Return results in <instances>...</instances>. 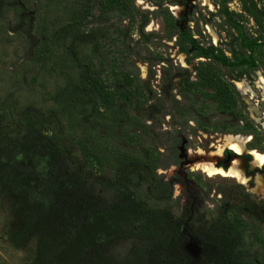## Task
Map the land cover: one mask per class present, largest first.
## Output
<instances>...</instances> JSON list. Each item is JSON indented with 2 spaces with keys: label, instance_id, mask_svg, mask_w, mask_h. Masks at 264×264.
I'll list each match as a JSON object with an SVG mask.
<instances>
[{
  "label": "rangeland",
  "instance_id": "374dc122",
  "mask_svg": "<svg viewBox=\"0 0 264 264\" xmlns=\"http://www.w3.org/2000/svg\"><path fill=\"white\" fill-rule=\"evenodd\" d=\"M77 1L0 0V131L8 139L22 138L26 122L39 115L43 121L41 128L49 137L55 136L53 141L78 178V183L67 180L59 172H48L43 164L32 169L36 183L34 199L43 204L46 214L33 227L30 237L19 243L15 239L21 219L14 211L15 200L0 191V264H29L36 260L38 243L43 236L59 231L62 238H66L73 228L74 218H79L87 203L95 200L112 206L120 202L121 182L115 186L113 170L107 168L99 172L83 159L77 142L81 129L70 122H61L55 115L48 117L52 95L65 79L56 72L46 73V69L34 61L35 51L45 34L50 35L52 30L70 20ZM214 2L135 0L142 15L135 16V27L131 33L128 29L126 45L121 46L127 68L139 72L145 82L147 98L141 109L133 112L138 124L129 127L136 128L142 140L124 143L131 151L157 148L160 166L157 175L152 176L155 189L146 186L143 196L150 207L178 223L180 235L172 237L165 246L158 243L161 235L153 238L152 243H148L151 238L147 237L112 239L102 252L92 249L83 260L69 264H264V250L255 238L257 233L264 238V197L253 190L257 176H264V165L255 166L253 157L247 158V153L240 156L250 178L249 185L232 177L208 176L194 166L208 159L197 151L202 148L210 152L214 140L225 134L250 136L248 148L264 154V84L260 83L264 72L258 70L252 77L242 79L252 88L254 96L240 92L241 114L224 112L208 99L199 98V106L187 108L180 117L174 103V99L181 100L182 104L186 102L179 93L180 86L187 79H196L195 66L205 58L187 62L188 54L181 51L175 36L169 37V29L159 11L167 8L178 19V26L195 30V37L203 45L212 43L226 47L227 32L219 26L220 17L212 15L217 12ZM231 8L239 10L240 4L235 1ZM144 19L147 24L145 34L141 35L139 27ZM89 20V27L96 30L95 35L85 37L90 43L97 41L96 37H103L107 29L110 37H115L131 23L129 19L121 20L117 14H111L108 19ZM110 42L114 43V50H119L112 39ZM182 68H187L188 73ZM195 118L204 122L208 130L200 128ZM246 122L258 127L257 137L245 132L233 133ZM222 126L230 133L219 128ZM176 139L181 140L177 148L172 144ZM175 152H178L176 160ZM238 216L247 222L248 230L243 239L238 236L234 241L228 240L227 231L229 237L237 235L231 233L230 221ZM238 245L242 247L240 250ZM146 247H152L150 253L145 251Z\"/></svg>",
  "mask_w": 264,
  "mask_h": 264
},
{
  "label": "trees",
  "instance_id": "16d2710c",
  "mask_svg": "<svg viewBox=\"0 0 264 264\" xmlns=\"http://www.w3.org/2000/svg\"><path fill=\"white\" fill-rule=\"evenodd\" d=\"M235 1L240 4L239 10L231 8ZM214 5L217 12L212 15L220 17L219 26L229 38L226 47L212 43L203 45L195 37V30L178 26V19L167 8L159 11L169 29V37L175 36L181 51L188 54L187 62L205 58L195 66L196 79H187L180 86L179 93L186 102L182 104L181 100L174 99L180 117L187 108H197L199 98L208 99L224 112L238 115L243 99L232 80L250 78L258 70L264 72V0H215ZM111 14L119 15L121 20L129 19L130 26L112 38L107 29L103 37H96L97 41L86 40V36L95 35L96 31L95 27H89V19H108ZM141 15L135 0H78L70 20L52 30L50 35L45 34L35 51L34 61L46 69V73L56 72L65 79L52 95L48 117L55 115L61 122H70L81 129L77 142L85 162L99 172L112 169L115 186L120 182L122 185L118 187L119 203L112 206L95 200L87 203L79 218H74L73 228L66 238H62L59 231L43 236L38 243L37 258L29 264L78 262L92 249L102 252L112 239L147 237L151 238L148 243H152L153 238L161 235L158 243L165 246L172 237L180 235L178 223L150 207L143 196L146 186L153 187L152 176L157 175L160 166L157 148L131 151L125 146L128 140L132 143L142 140L136 128L129 127L138 124L133 112L147 102L145 82L139 72L127 68L121 49L126 45L128 29L131 33L135 27V16ZM145 20L139 27L141 35L145 34ZM110 39L119 50L113 49ZM182 70L188 73L187 68ZM197 123L208 130L204 122L198 120ZM42 124V118L35 115L32 121L26 122L23 137L17 139H8L0 131V191L15 200L14 211L21 219L15 239L18 243L30 237L33 227L46 214L43 204L34 199L36 183L32 169L43 164L48 172H59L65 179L78 183L65 154L53 141L55 136L49 137L41 128ZM219 128L230 133L225 126ZM257 131L255 124L246 122L233 133L245 132L255 138ZM172 144L177 148L181 140L176 139ZM177 154L173 153L175 160ZM230 224L231 233L237 235L229 237L227 231L225 237L233 241L238 236L243 239L248 230L247 222L238 216ZM210 234L213 236L212 232ZM255 238L264 250V238L258 233ZM239 248L242 247L238 245ZM151 249L146 247L145 251L150 253Z\"/></svg>",
  "mask_w": 264,
  "mask_h": 264
},
{
  "label": "bare ground",
  "instance_id": "6f19581e",
  "mask_svg": "<svg viewBox=\"0 0 264 264\" xmlns=\"http://www.w3.org/2000/svg\"><path fill=\"white\" fill-rule=\"evenodd\" d=\"M237 89L245 96H251L253 98L254 93L252 88L243 80L235 81ZM261 85L264 84V79L260 80ZM264 116V114H263ZM264 119V117L262 118ZM261 122V121H260ZM264 127V122L262 123ZM251 142L250 136H244L240 134H225L217 139L211 144L210 152H206L200 148L197 153L208 157L207 160L195 163V169L201 170L208 176L222 175L225 177H232L237 179L241 184L249 185L250 178L246 175L244 171V160L239 155H244L246 153L253 157V164L260 167L264 165V154L260 153L256 149L248 148V144ZM227 150L233 151L236 156L233 158L232 162L228 167H223L219 165L225 156ZM255 192H258L264 197V176H257L256 186L253 188Z\"/></svg>",
  "mask_w": 264,
  "mask_h": 264
},
{
  "label": "flooded vegetation",
  "instance_id": "af4514ba",
  "mask_svg": "<svg viewBox=\"0 0 264 264\" xmlns=\"http://www.w3.org/2000/svg\"><path fill=\"white\" fill-rule=\"evenodd\" d=\"M263 126V125H262ZM250 135V134H249ZM250 144V143H249ZM234 156V154L231 152V151H226L225 152V156H224V159H223V161L221 162V164L223 165V163H226V161L227 160H229V163H230V161H231V159H232V157ZM252 156L250 155V154H248L247 153V158H251ZM228 163V164H229ZM226 166V165H225Z\"/></svg>",
  "mask_w": 264,
  "mask_h": 264
},
{
  "label": "water",
  "instance_id": "95a60500",
  "mask_svg": "<svg viewBox=\"0 0 264 264\" xmlns=\"http://www.w3.org/2000/svg\"><path fill=\"white\" fill-rule=\"evenodd\" d=\"M232 81H233V80H232ZM233 82H234V81H233ZM234 84H235V82H234ZM233 154L236 155L235 153H233ZM239 156H243V155H239ZM226 163H227L226 166L222 165L221 163H220L219 165H221V166H223V167H228V165H229V164H228V163H229V160H227Z\"/></svg>",
  "mask_w": 264,
  "mask_h": 264
}]
</instances>
